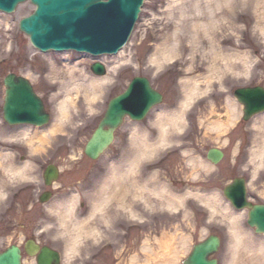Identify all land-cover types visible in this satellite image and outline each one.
Returning a JSON list of instances; mask_svg holds the SVG:
<instances>
[{
	"label": "rangeland",
	"instance_id": "374dc122",
	"mask_svg": "<svg viewBox=\"0 0 264 264\" xmlns=\"http://www.w3.org/2000/svg\"><path fill=\"white\" fill-rule=\"evenodd\" d=\"M168 2L169 0H144L139 19L134 26L127 45L116 56L100 58L107 70L106 76L109 80L100 88L99 95L93 102L85 100L82 91L77 96L73 95V100L76 103L75 109L70 110V116L64 122V132L67 138L72 139L71 144L74 143L75 145L72 151L67 154L61 153V158L54 161V163L58 164V168L63 171L61 182L58 184L70 188L77 186L75 183L82 179L75 171L77 166L74 163V157H80L79 163L81 169L88 171L89 173L86 176H90L91 173L93 174L100 169L99 166L118 161L117 157L121 153L130 156L133 153V149L135 150L133 146L132 151L130 150L129 139L127 140L130 130L135 126H139L140 130L148 128L147 130L151 131V135L157 134V129L150 126L154 120V115L161 111L173 112L174 110L179 111L181 109V103L184 100L183 80L187 78H205V76L210 75L212 79L209 80V84H206L207 88L205 87V83L201 84V88L204 90L203 95L195 97L194 101L186 109L182 128L171 132L172 144L166 149L171 152L174 151L175 154L178 152L180 154L171 159L167 163L169 165L165 164L162 166V169L156 176L167 187L169 182L171 189L176 187L177 190L181 189L183 193L184 191L187 193V190H193L206 196L216 194L217 209L207 208L200 201L191 199L192 195L187 194L189 197L185 200L186 207L183 206L185 210H183L180 222L177 220L178 215L167 214L159 201L152 196L148 197L149 205L145 207L143 201L140 199L132 200L131 202L128 199V203H133L134 211L140 213L136 221L130 224L134 226L132 228L136 231L129 234L131 238L127 241H124V239L120 241L119 238L118 248L114 249L113 252H107V256L97 264H130L128 255H135L136 253L139 254V252L145 251L143 250V245L145 244L143 241L145 238H148V235H151L149 234L150 232H145V229L141 230L136 226L141 225V222H146L147 225L152 226L154 222H158L156 219L164 213L163 216L168 223H180L182 227L186 225L194 226L190 232L193 244L205 239L209 235L220 237V250L215 257L218 258L219 264H226L231 255L230 242L232 241V234L229 229V222L225 219V212L223 211L226 209L232 214H235V212L219 194L220 190L233 178L241 176L247 182L249 201H255L258 204L264 203V159H262L260 166H258L257 160L252 159L253 153L250 152L254 145L257 146L260 144V141H264V138L257 131L254 133L252 130L254 120L252 119L250 122L245 123L241 121L240 117L237 119L238 124L236 123L232 129L224 133L220 130L214 132L206 129L207 123L204 122L206 117L214 113L226 118L224 109L227 108V99L232 98L231 95L236 88L251 85L264 87V31H261L264 27V5H260L259 11H256V15L253 16V10L251 9H253L254 4L247 1L244 9L238 6L236 8L237 13L241 15L240 19L230 18L231 25H228V23L227 25H223L227 27V32L222 35V37H226L227 43H224L225 45L223 46H230V49L242 50L243 54H248L249 59L247 57L246 60L249 65L248 71L242 74V70H239L242 67L236 68V65L233 71H227L219 63L218 67L224 71L219 72V74H213L210 73L208 68L210 66L208 63L209 59L202 58L200 55L202 53H199L200 50L205 52L204 49L207 50L208 45L202 46L198 52L191 50L189 46L186 48L187 51L184 54L181 53L182 55H179L176 58L177 60L170 64L166 63L157 66L151 62L152 54L156 52L164 39L167 38L166 36L170 34L175 23L174 19L169 20L166 17L165 7ZM188 2L189 0L184 3H187L185 5L189 7L190 4ZM33 10V6L26 2L19 5L15 12L10 15L0 13V91L3 88V77L8 72L26 77L32 83L34 90L42 98L43 102H45L49 112L56 117L58 116V112L56 111L57 103L65 96L64 89L60 86L63 85L64 81L68 82V78H70L68 72L74 68L72 77L75 83L79 84L78 86H83L81 82H87L88 78L92 76L89 67L97 59L90 60L92 58L89 56L71 52H47L43 54L34 49L28 39L18 30L19 21L31 14ZM186 20L188 22L184 23V25L187 26L189 25L187 23H190L192 19L186 18ZM183 36L182 39L185 38L184 40H186V36L190 37L187 33H184ZM254 65H256V68H253ZM135 77H144L149 80L151 86L162 94V104L152 110L142 123H132L128 119L125 120L124 124L117 130L114 143L110 149L98 161L92 162L83 156L82 152L84 145L97 126L95 123L100 118L99 112L103 110L111 98L121 93ZM1 97L2 94L0 92V102L2 101ZM257 123L259 122L257 121ZM82 130H84V134L78 141L75 138L83 132ZM127 143L129 146H126ZM256 146L254 150H257ZM213 147L221 148L224 152V158L215 168H202L199 166V161L205 163L206 152L209 148ZM161 150L157 151L151 157L154 159L150 161L154 162V160L164 156L165 154ZM183 153L184 155H182ZM163 158V161L166 160V157ZM189 159L196 160L194 161L195 165H192L193 162H189ZM144 160L145 158L138 167L139 171L136 177L145 176ZM38 161L40 165L41 160ZM148 168L150 167L148 166ZM191 173L193 174L191 175ZM86 181H88V178H86ZM14 182L17 181L15 180ZM5 183L9 185L14 184L11 181L9 182L8 179ZM172 183H175V185ZM37 185L38 188L36 189L42 188L41 184ZM68 191L67 189L66 192L68 193ZM29 192L31 193V191ZM217 193L219 194L218 196ZM65 197H68V194ZM25 198L22 197V199L16 201L17 204L20 203L21 205L17 207L19 212H16L12 217L14 221L10 223L14 224L17 222L16 224L21 225L13 226L14 231L10 233L6 231L8 230L6 225H3V228L0 229V236H5L3 241L0 240V252L4 251L8 245L22 246L23 240L29 237L34 239L43 237L40 240L42 244L50 243L57 251L63 252L68 243L66 237L56 236L58 233L57 229V232L48 229L45 231L41 230L42 222L46 224L49 221L48 219H42L40 216L45 207L35 204L32 205L34 206L32 212H28L25 205V201L28 200ZM2 205L3 203L0 207ZM240 220L237 222L240 231L245 233L250 232L251 234H248L249 237L244 236L245 238L243 239L255 244L264 242L263 236L255 235L246 225V219ZM167 222L165 225H167ZM121 235L124 234L122 233ZM47 239L50 240L48 241ZM151 242L154 243L152 240ZM82 245L84 246V255L82 253L78 254L79 256L77 254H70L73 259L69 262V256L63 254V262L61 264H68V262L69 264H81L88 258L86 252L88 250L90 252V250H94L95 246H98V244L90 245L91 249H87L88 244ZM182 251L184 252L185 249ZM23 260L24 264H30V260L26 256ZM117 261H120V263ZM242 261H244V264H251L249 256L243 255L240 262Z\"/></svg>",
	"mask_w": 264,
	"mask_h": 264
},
{
	"label": "bare ground",
	"instance_id": "6f19581e",
	"mask_svg": "<svg viewBox=\"0 0 264 264\" xmlns=\"http://www.w3.org/2000/svg\"><path fill=\"white\" fill-rule=\"evenodd\" d=\"M143 1L141 6L139 7L140 12L141 7L143 6ZM185 1L188 0H169V2L167 3L165 7L166 17H168L169 20L174 19L175 23L170 34L166 36L167 38L164 39L162 44L157 48L156 52L152 54L150 59L151 62L156 64L157 66H161L162 64L166 63L170 64L175 62L177 60L176 58L179 55L184 54L187 51V47L190 46L191 50L198 52V50H200L202 46L204 47L208 45L207 50L203 48L205 52L200 50L199 53H202L200 54L202 58L209 59L208 63L210 64V66L208 68L210 73L219 74V72H222L224 70L233 71L235 65L237 66L236 68H238L239 66L242 67V69H239L242 70V74L246 73L249 66L247 63L248 61L246 60L247 57L249 59V56L248 54H243L242 50L230 49V46H223L225 45L224 43H227L226 37H222V35L227 32V27L223 25H227V23L228 25H231L230 18L240 19L241 15L237 13L236 8L238 6L244 9L247 1H250L251 3L253 2L254 7L251 10H253L252 15L255 16V12L259 11L260 5H264V0H189V7L185 5L187 4L184 3ZM26 2H28L34 8L33 12L26 16L27 18L31 16L36 10V6L32 4L30 0L18 3L15 8L17 9L19 5H22ZM249 7L251 8V6ZM15 10L13 12H15ZM0 13L5 15L12 14L3 11H0ZM139 15L140 13L133 22L134 26L139 19ZM186 18L192 19L190 23H187L189 24L187 26L184 25V23L186 24V22H188ZM21 20L19 21V23L21 22ZM19 23L18 30L28 39V41H30L29 36L20 30ZM261 31H264V27ZM184 33L190 35V37L186 36V40H184L185 38L182 39V37H184ZM218 37L219 39H222L219 41ZM30 45L32 44L30 43ZM123 48L119 49L116 52V55H118ZM36 49L39 50L38 48ZM47 52H54V50H48L46 52L40 51V53L43 54ZM67 52L89 56L90 58H92L90 60H97L93 61L92 65L89 67V71L92 76L88 78L87 82H81V85L83 86H78L79 84L75 83V80L72 77L74 68H72L70 72H68L70 74L68 82L64 81L63 85L60 86L62 89H64L65 96L59 101V103H57L56 111L58 112V116L54 117L53 114L49 112L45 102H43L42 98L34 90L32 83L26 77L8 72L3 77V88L0 91L2 94V101L0 102V144L9 146L10 142H17L18 144H20L23 150H20V152L25 154L24 157L19 156L21 153H19V150L15 148L16 145L14 146V143L13 146L11 145L13 148H11L10 146L9 148L2 150L0 147V200L6 197L5 193L3 194V188L5 187V184H8L5 183L7 179L9 180V182L11 181L14 183V189L12 190L20 188L19 190L21 191L19 195H16L15 199L13 200L14 202H16L18 199H22V197L24 198L28 196L27 192L33 190V195L36 194V197L38 198L36 199V201L28 198V200H31L29 202L32 205L40 204L41 206L45 207V210L41 212L40 216L42 217V219L49 220L46 224L42 222L43 224L41 230L45 231L46 229H48L56 232L58 230L56 236H64L66 237L68 242L66 244V249H64L63 252H60V254L58 255V259H60V262L58 261L54 264H61L63 262V254L69 256V262L71 259H73L71 258L72 256H70V254L78 255L82 253V255H84V246L82 244L97 245L99 244L98 242L100 240L102 241V238H107L103 237L104 235H108L110 237L113 236V239L121 238V240L124 239V241H127L129 238H131V235L129 236V234L134 233L136 230H133L132 227L134 226L130 224L134 223L140 216V213L134 211L133 203H130L132 200H142L145 207L149 205L148 197L152 196L159 201L167 214H179L177 220L180 222L181 216H183V210H185L183 209V206L186 207L185 200L187 197H189L187 196V194L192 195L191 199L200 201V203L206 205L207 208L209 207L213 210H216V194H212V196H206L201 195L197 193V191L193 190H187V193L186 191H184L183 193L182 190H176V188L171 189L169 187V182L168 188L167 185L163 181L158 180V176H156L157 173L162 169V166H164L171 159L180 154L179 152L175 154L174 151L171 152L170 150L168 151V149H166L172 144L171 132L180 130L182 128V125L184 124L183 120L186 109L191 105V102L194 101L195 97L203 95L204 90H202L201 84L205 83L206 87V84H209V80L212 79L210 75L205 76V78H187L183 80L184 100L181 103V109H179V111L174 110L173 112L161 111L154 115V120L151 122L152 124H150V126H153V128L157 129V134L151 135V131L147 130L148 128H145V130H140L139 126L133 127L130 130V134L128 135L127 140L129 139L128 142L130 145V150L132 151V146L135 147V150L133 149V153H131L130 156H126V154L121 153V155L117 157L118 161H113L108 165H104L101 167L99 166V168L102 170L101 172H99V174L103 175L102 180H98V178L94 177V173H91L90 176H86L89 173L88 171H86L85 179L88 178V181L86 182H88L89 184L83 185L84 188H82V181H80L81 184L76 182L75 184H77V186H72L70 188L67 187V189L69 190L67 193L68 197L62 195L59 199H54L53 201L50 200V198L54 197L52 192L57 193V191H59V189L56 188L59 185L58 183L61 182V180L58 178L62 174L55 172L56 168L54 167V165H52L54 164V160H52L51 162L50 159H53L51 156H53V153H56L54 149H57V146L63 144L67 145L68 143L71 144L72 141L71 138L66 137V134L64 132V122L69 118L71 113L70 110L72 111L75 109L76 103L73 100V95L77 96L82 91V95L85 97L84 99L93 102L98 97L100 88H102V86L109 80V78L106 76L107 70L100 59L101 57H106V54L97 56L98 54L94 55L93 53L88 52L80 53L75 52L74 50H67L61 53ZM219 63L223 65V67L225 68L224 70H221L218 67ZM93 64H102L104 73L102 72V70H100V72L98 73L93 72L91 70ZM253 68H256V65H254ZM9 75L20 77V79L26 81V84L31 90V93L41 102L42 108L48 116V119L45 120L46 123H40L41 126L37 127L31 124H14L6 120L5 113L7 112L9 107L6 101L7 87L4 85V80ZM147 81L149 82V80ZM130 83L131 81L121 93L111 98L106 103V106L103 108V110L99 112L100 118L96 121L95 124H97V126L95 127L91 135L95 130L98 131V129H102L105 131H109V129H111L114 130V133L111 143L97 156V158H89L92 162H96L101 157H103L104 154L110 149L111 145L114 143L115 134L119 128L114 129L113 127L109 128L110 126H100V122L105 118L111 101L123 94ZM251 88L252 87L249 86L236 88L231 95L232 98L227 99V108L224 109L226 112V118L217 113L209 115L204 121L207 123L206 129L214 132L220 130L222 131V133H224L227 130L232 129L236 123L238 124L237 119L245 116L243 112L245 105L239 102L234 93L238 89ZM162 102L163 99L161 100L160 104H155L153 102L154 106H152L150 110L148 109L146 115H144L138 121H135L128 115L123 114L122 118H120V122L123 125L124 121L128 119L132 123H142L144 120H146L147 115L156 107L160 106ZM250 118L245 123H248L253 119L254 123L252 126V130L254 131V133H256L257 131L260 136L264 138V109H259V111L252 114ZM257 121L259 123H257ZM82 131L83 132L80 133L79 136H75V139H78V141L84 134V130ZM53 142H57V144ZM129 145L127 143L126 146ZM255 146L256 145H254L250 150V152L253 153L251 157L254 160L256 159L258 162V166H260L262 159H264V141H260V144L256 146L257 150H254ZM51 148H53V150H51ZM161 148H163L162 153L165 155L161 158H158L157 160H154V162L150 161L151 159H154L151 157L154 156L157 151L161 150ZM212 149L220 153V158L215 163L207 157L208 151ZM50 150L53 153L49 152ZM59 154L62 155L61 153L57 152L54 157H57ZM182 155H184V153ZM35 157L38 160H41L40 165L38 163V160H34ZM163 157H166V160L163 161ZM79 158V156L78 158L74 157V163L77 166L75 171L80 177L83 175L84 170H82L80 167ZM114 158H116V156H114ZM144 158L145 176L136 177L139 171L138 167L141 165ZM223 158L224 152L221 148H209L205 155V163L199 161V166H201L202 168L204 167L205 169L208 167L215 168ZM194 161L196 160L189 159V162H193L192 165H195ZM148 166L150 168H148ZM32 174L38 175V177L36 178H38L37 180L39 183L35 182L36 178L32 176ZM192 174L193 173H191V175ZM235 179L243 181V186L245 188V199L248 202L249 199L247 196L246 180L241 176L233 178V180ZM15 180L17 182H14ZM40 180L43 181V184H41L44 186L43 190L41 188L36 189L38 188L37 184H40ZM226 186L227 185H225L220 190L219 194L225 199L228 206H230L235 212V214H232L226 209L223 211L225 212V219H227V221L229 222V229L232 234V241L230 242L231 255L226 264H244V261L240 262L243 255L249 256V262L251 264H264V242L255 244L251 241L248 242L247 240L243 239L245 238L244 236L249 237L248 234H250V232H241L237 226L238 220L241 219L240 221H242L243 219H246V225L253 231L255 235L263 237L264 235L256 233L255 229L248 225L250 208L236 209L235 207H233L230 201L225 198L223 191ZM8 188L11 189L12 185H9ZM36 191H38L39 194H37ZM219 194L217 193V196ZM59 195L60 194L56 196L58 197ZM128 199H130L129 203ZM80 203L82 206L84 205L86 207L84 209L87 210L84 216L80 215V213L78 212V209L82 208L79 206ZM251 205L258 206L255 201H251ZM29 208L30 206L28 205V212L31 211V209ZM12 211L13 209H10L9 214L11 216L15 215L14 212L13 214H11ZM112 211L114 213H112ZM118 212L120 215L117 214ZM164 214L156 219V221L158 220V222H154L152 226L147 225L146 222H141V225L136 226L141 230L145 229L144 231H148V233L150 232L149 234L151 235H148V238H145V240L143 241L145 243L143 245V250L145 251L139 252V254L136 253V256L128 255L130 264H185L192 252V248L194 247L193 245H199L200 243L207 240H201L193 244L190 232L192 231V227L194 226L186 225L182 227L180 223H168L166 221V218L163 216ZM166 222L167 225H165ZM1 227L2 226L0 225V229ZM54 227H57V230H55ZM157 228L159 229V231H157ZM122 233L124 235H121ZM211 236L216 238V236L214 235ZM4 237L5 236L3 235L0 236V240L3 241ZM42 238L34 239L29 237L23 240V243L21 244L22 248H24L25 245L28 244L27 246L32 249L30 250V252L34 254H32V256H28L25 250H19V264H24L23 258L25 256L30 260V264H37L36 258L41 250L43 248H47L49 250L52 249L50 248V246L41 244L40 240ZM47 240L49 241L50 239ZM151 240L154 241V243L151 242ZM217 240L219 242L217 250L208 255V260H213L216 262V264H219V260L215 256H217V252L220 250V237H218ZM153 245H155V247H153ZM12 246L20 248L19 245H8L5 247V250L11 248ZM115 246L116 244L112 248L115 249ZM183 249H185L184 252L182 251ZM108 251L109 250L104 251L103 254ZM91 252L92 250L87 253V257ZM103 254L101 256H103ZM101 256L99 258H101ZM117 262L120 263V261Z\"/></svg>",
	"mask_w": 264,
	"mask_h": 264
},
{
	"label": "water",
	"instance_id": "95a60500",
	"mask_svg": "<svg viewBox=\"0 0 264 264\" xmlns=\"http://www.w3.org/2000/svg\"><path fill=\"white\" fill-rule=\"evenodd\" d=\"M24 1L26 0H0V11L12 13L18 3ZM142 1L30 0L36 6V10L31 16L22 19L19 26L20 30L29 36L33 47L41 52L74 50L98 54L97 56L114 55L127 42ZM91 70L95 73L102 70L104 73L101 64H93ZM4 85L7 87L6 101L9 108L5 116L8 122L31 124L37 127L41 126L40 123H46L48 116L41 102L31 93L25 80L9 75L5 78ZM234 95L245 105L244 121L259 109H264V90L260 87L238 89ZM161 100L162 96L152 89L146 79L134 78L125 92L111 101L100 126L119 128L123 114L138 121L154 106L153 102L160 104ZM113 133L114 130L111 129L95 130L85 145L84 154L90 159H96L111 143ZM207 157L215 163L219 160L220 153L212 149L208 151ZM223 193L236 209L250 208L248 225L253 227L256 233L264 235V204L253 206L246 201L243 181L233 180ZM218 243L217 238L211 236L199 245H194L185 264H216L215 261L208 260V255L217 250ZM27 245L24 250L28 256H32L34 253L30 252L32 249ZM43 249L37 255V264H54L59 261L54 251ZM19 263L17 247L12 246L0 253V264Z\"/></svg>",
	"mask_w": 264,
	"mask_h": 264
},
{
	"label": "flooded vegetation",
	"instance_id": "af4514ba",
	"mask_svg": "<svg viewBox=\"0 0 264 264\" xmlns=\"http://www.w3.org/2000/svg\"><path fill=\"white\" fill-rule=\"evenodd\" d=\"M13 146V144H10L9 146H6V145H4V144H0V147H1V149L3 150V149H7V148H9L10 146ZM16 145V146H15ZM74 143H72V144H67V145H65V144H63V145H59V146H57V149H54L55 151H56V153L57 152H59V153H65V154H67L68 152H70V151H72V149H73V147H74ZM11 146V148H13ZM14 146H15V148L16 149H18L19 151V153H21L19 156H25V154L24 153H22V152H20V150H22V147L20 146V144H18V143H16V144H14ZM53 148H54V145H53ZM53 148H51V150H53ZM51 150L49 151V152H51ZM23 151V150H22ZM48 152V153H49ZM48 153H47V155H48ZM51 153H53V152H51ZM56 153H53V156H51L53 159H50L51 160V162H52V160H54V161H57V160H59L60 158H61V156H57V157H54V155L56 154ZM34 160H38L36 157H35V159ZM54 163V162H53ZM52 165H54V167L56 168L55 170V172L56 173H63V171H61L59 168H58V164L57 163H54V164H52ZM41 168H42V166H41ZM102 170L101 169H99L98 171H96V172H94V177H96V178H98V180H102L103 179V175H101V174H99V172H101ZM86 174V170H84V173H83V175H85ZM81 176L82 177V179H80V181H82V184H81V182L79 181L78 183H80L81 185H82V188H84L83 187V185H86V184H89L88 182H86V179H85V176ZM32 176H34L35 178L36 177H38V175H33L32 174ZM40 176H41V174H40ZM61 177H62V174L60 175V177L58 178V179H60L61 180ZM80 177V178H81ZM38 178H36V180H35V182H38V180H37ZM5 184V183H4ZM40 184H43V181L42 180H40ZM173 185H175V183H172ZM171 184V185H172ZM173 185H172V187H173ZM9 186H8V184H5V187L3 188L4 190H3V194L5 193V198L4 199H2V200H0L1 201V204L3 203V205H2V207H0V225L3 227V225H6V227L8 228V230H6V231H8L9 233L10 232H13L14 231V229H13V226H15V225H21V224H16V223H14V224H10V223H12L14 220H12V217L13 216H11L9 213H10V209H13V211H12V213L11 214H13V212L14 213H18L19 211H18V209H17V207L18 206H20L21 204L20 203H16V202H14L13 200L15 199V197H16V195H19V193L21 192L19 189L20 188H16L15 190H12V189H14L13 187H14V185H12V188L10 189V188H8ZM43 188H44V186L42 185V190H43ZM174 189L176 188V187H173ZM56 189H59V191H57V193H54V192H52L53 193V195H54V197H52V198H50V200L51 201H53L54 199L56 200V199H59L62 195L63 196H67V192H66V190H67V188L66 187H63L62 185H58L57 186V188ZM176 190H177V188H176ZM178 190H181V189H178ZM31 191V193H27L28 194V196H26V198H27V200H28V198L29 199H31V200H34V201H36V199L38 198V197H36V194H34L33 195V190H30ZM41 192V191H40ZM36 193L37 194H39L38 193V191H36ZM58 194H60L58 197L56 196V195H58ZM25 198V199H26ZM31 200H28V201H25V205H26V207L29 205L30 206V208L29 209H31V211H29V212H32V208H34V206H32V204L29 202V201H31ZM14 202V203H13ZM1 204H0V206H1ZM80 207H82V208H80L79 209V213H80V215H85L86 214V209H84V208H86L84 205L82 206L81 205V203H80V205H79ZM27 210V209H26ZM114 211V210H113ZM112 211V213H114ZM9 214V215H8ZM177 215H179V214H177ZM11 221V222H10ZM1 227V228H2ZM6 228V229H7ZM54 229L56 230L57 229V227H54ZM112 235V234H111ZM103 237H107V238H102V241L100 240L99 241V239H98V246H95V248H94V250H92V252L89 254V256H88V258L83 262V263H81V264H91V263H95V264H97V263H100V261H102V257H106L107 256V252H105V254H103V252L104 251H106V250H109L108 252H113V246L116 244V246H115V249H117L118 248V239L116 238V239H113L112 237H110V236H108V235H104ZM120 241H122L121 240V238H120ZM100 242H102V243H104V242H107V243H109V247L108 248H106V249H104L103 251H101L100 249H98V247L102 244V243H100ZM42 244V243H41ZM43 245H47V246H50V248H52L53 250H57L56 248H54V247H52L51 245H50V243H45V244H43ZM88 247H87V249H91V247H90V245H87ZM21 250H22V248H20ZM91 251V250H90ZM58 253H60L59 251H57ZM87 253H89V250L86 252V254ZM103 254V256H101ZM112 254H114V253H112ZM88 255V254H87ZM101 256V258H99ZM104 257V258H105ZM99 258V259H98Z\"/></svg>",
	"mask_w": 264,
	"mask_h": 264
}]
</instances>
